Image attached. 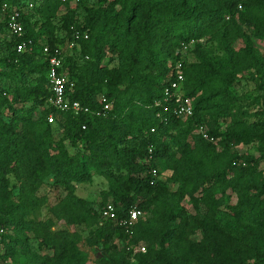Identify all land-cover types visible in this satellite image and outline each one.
I'll use <instances>...</instances> for the list:
<instances>
[{"label":"trees","instance_id":"1","mask_svg":"<svg viewBox=\"0 0 264 264\" xmlns=\"http://www.w3.org/2000/svg\"><path fill=\"white\" fill-rule=\"evenodd\" d=\"M4 3L34 6L21 15V39L8 33L0 12L6 51L0 78L14 82L10 96L0 94V264H185V257L194 264H247L239 246L225 248L217 212L222 206L243 228L244 240H264V176L257 171L264 160V56L252 41L264 40V0H0V11ZM203 39L220 50L219 59L205 56L198 43ZM21 41H30L31 51L17 53ZM190 41L197 44V62L187 65L179 52ZM70 42L76 46L69 49ZM45 46L63 52L59 72L72 84L70 100L97 110L104 96L111 104L106 117L48 107ZM179 61L193 116L161 121L154 103ZM240 76L254 83L256 103L263 106L253 122L234 93ZM225 120L230 126L221 133ZM202 125L212 141L200 134ZM214 141L224 149L221 155ZM66 142L82 147L72 154ZM252 142L260 144L256 160L229 151ZM149 149L153 161L147 163ZM161 163L169 172L165 181L148 173H160ZM91 172L108 180L97 209L75 194L74 184L88 183ZM47 178L66 194L49 208V218L27 220L46 204L38 193ZM217 193L233 195L235 203L217 200ZM185 198L200 202L204 215L188 213L181 206ZM108 204L119 220L133 207L143 213L132 234L101 218ZM60 223L88 229L85 241L99 257L90 259L80 248L79 233L54 229ZM196 232L200 241L193 243ZM141 243L145 252L134 254ZM253 264H264V257Z\"/></svg>","mask_w":264,"mask_h":264},{"label":"rangeland","instance_id":"2","mask_svg":"<svg viewBox=\"0 0 264 264\" xmlns=\"http://www.w3.org/2000/svg\"><path fill=\"white\" fill-rule=\"evenodd\" d=\"M90 3L96 2V0H89ZM60 15V13L58 14ZM57 15V16H58ZM1 18V17H0ZM34 19H37V23L42 22V18L36 16ZM33 19V20H34ZM58 18L54 20V22L57 24ZM252 41L254 43L255 48L262 53L264 56V40L258 39V38H252ZM4 38L2 36V33L0 32V60L4 59L6 57V51H5V44H4ZM201 44V49H203L205 56H207L211 61H216L221 57L220 50L212 44L209 40L203 39L199 40L198 42ZM196 45L193 44L190 47H188L186 53L183 54V58L185 59V64L190 65L197 62V54L195 53ZM116 64L113 63L111 66H115ZM0 69L3 70L4 67L0 65ZM14 82L6 77L0 78V94H6L10 96V93L12 92ZM234 93L241 98L242 101V111L245 113H248L247 119L250 122L256 121L258 114L263 110V106L261 104L256 103V97L258 93L255 90L254 83L249 79L248 76H240L236 79L234 84ZM2 117L0 116V119ZM61 118L58 117L56 125L52 126L53 129V136L55 139L60 138L61 133ZM230 126L229 120H225L222 122V124L219 126V132H224L228 127ZM202 127L203 132L206 133L207 126L202 125L199 126ZM214 144L216 145L217 153L220 155L224 152V149L221 145L217 143V141H214ZM259 146L260 144L258 142H252L248 145H238V146H231L229 148V151L231 153H236L241 158H252V159H258L259 154ZM66 147L70 151V153H76L80 148L82 147V144H79V148H72L67 142ZM160 173L158 174V179L165 181L167 177H169V172L165 171V166L163 163H161L160 166ZM257 171L261 173L264 176V160L260 161L257 165ZM10 186L14 184L12 179H9ZM75 194L77 197L84 199L90 203L93 204V207L97 209L100 201H101V193L103 191H106L108 188V180L103 175H98L94 172H91V180L88 183H75ZM171 190H174V186H170ZM14 194H16V191H14ZM65 192L53 185V181L51 178H47L44 185L39 190L38 195L40 197H44L46 199V204L41 208V210L36 213L35 215L28 216L27 220H37V221H44L47 218H49V208L52 207L54 204L58 203L60 200H62L65 196ZM229 195V194H227ZM227 195L222 196L221 194H216V199H223L224 202H231L235 203V198L233 195H230L227 197ZM181 206L191 214H197L199 217H202L205 213V208L200 202L194 201V199L185 198L181 202ZM147 217L149 219L152 218L151 214H148ZM217 220L218 222L225 227V236L222 238V242L225 245V248L232 249L231 246H239L242 250L241 257H244L247 264H253L258 258L264 257V240L256 239L253 241H247L244 240L243 237V228L235 222L234 219L229 217L225 212L222 206L219 207V210L217 212ZM54 229H67L69 231H75L79 233L83 239L80 248L88 254L90 259H96L99 257L97 252V249L95 247L90 246L85 240L88 237L89 230L86 229L83 226H74L66 228L64 224L60 223L57 224ZM10 233V232H9ZM1 234V231H0ZM190 240L193 243H197L200 241V233L196 232L193 236L190 237ZM141 247H145L142 243L139 245ZM32 248L34 251H36L35 244L32 243ZM137 246L133 247V253L136 254L137 252ZM152 250H156V246L154 245L152 247ZM185 264H194L193 261L188 260V257H185ZM23 262L22 259L15 262L17 264H21ZM132 264H139V262L136 259H132ZM227 264V263H223Z\"/></svg>","mask_w":264,"mask_h":264},{"label":"built area","instance_id":"3","mask_svg":"<svg viewBox=\"0 0 264 264\" xmlns=\"http://www.w3.org/2000/svg\"><path fill=\"white\" fill-rule=\"evenodd\" d=\"M65 2L66 0H60ZM34 4L30 3L26 7H10L8 4L4 3L1 7V15L5 19V24L8 33L17 39H21L24 34V29L21 23V15L23 12H27L33 8ZM238 9H241V6H238ZM81 35L76 32L75 39H79ZM84 38L86 36L84 35ZM194 44V41H190L189 44H182L180 49L181 58L183 54L186 53L188 47ZM30 41H21L16 45L17 53L24 52L25 50L31 51ZM74 42H70L68 48L71 49L75 47ZM43 56L48 64L47 79L49 83V89L51 96L47 100L48 107L59 112H70L76 116L80 114H89L96 118H103L107 116V113L110 111L111 104L108 100L101 96L98 100L100 108L97 110H91L88 107H84L78 101H71L69 94L72 84L69 82V79L66 75L60 73L63 61V52L61 48L51 49L48 46H45L42 50ZM174 78L168 80L164 89L162 100L156 101L154 107L160 109L161 111L157 113V118L161 121L165 120L167 117L172 116L178 119H187L193 116V102L192 99L187 97L184 94V75L182 71V62L179 61L174 65L173 68ZM165 115V116H164ZM166 117V118H164ZM48 123H54L53 114H49ZM82 129H85V126H82ZM153 133L154 130L151 129ZM199 132L204 139L211 138L203 132L202 127H199ZM153 161V152L152 149L148 150V155L146 157V162L150 163ZM150 176L154 179H158V171L155 168H152L148 171ZM101 218L116 221L117 224L122 227L127 234H132L135 223L143 217V213L136 207L131 208L128 211L127 217L124 219H117L115 214V209L112 204H108L103 207L100 211ZM137 252H145L144 247H137Z\"/></svg>","mask_w":264,"mask_h":264}]
</instances>
